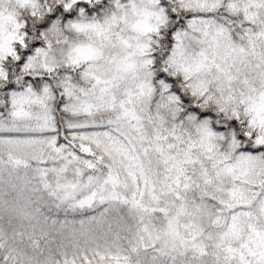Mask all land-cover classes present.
I'll list each match as a JSON object with an SVG mask.
<instances>
[{
  "label": "snow or ice",
  "instance_id": "6c2138e0",
  "mask_svg": "<svg viewBox=\"0 0 264 264\" xmlns=\"http://www.w3.org/2000/svg\"><path fill=\"white\" fill-rule=\"evenodd\" d=\"M0 264H264V0H0Z\"/></svg>",
  "mask_w": 264,
  "mask_h": 264
}]
</instances>
